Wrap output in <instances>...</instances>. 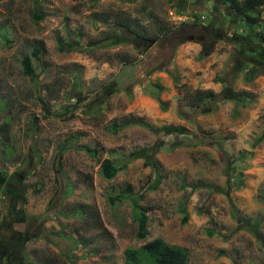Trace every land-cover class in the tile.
I'll return each mask as SVG.
<instances>
[{"label": "rangeland", "instance_id": "rangeland-1", "mask_svg": "<svg viewBox=\"0 0 264 264\" xmlns=\"http://www.w3.org/2000/svg\"><path fill=\"white\" fill-rule=\"evenodd\" d=\"M259 31L225 0H0V264H125L158 237L188 264H264Z\"/></svg>", "mask_w": 264, "mask_h": 264}, {"label": "trees", "instance_id": "trees-1", "mask_svg": "<svg viewBox=\"0 0 264 264\" xmlns=\"http://www.w3.org/2000/svg\"><path fill=\"white\" fill-rule=\"evenodd\" d=\"M226 3L230 6L231 9L235 10L238 14L241 21L245 22L247 25L254 27L259 26L260 24H264V0H225ZM34 16L36 20L43 19L45 17V13L42 9H36L34 12ZM197 19H200L199 16H196ZM116 24L120 27L125 28L127 31L131 33H135L139 35L140 38H144L145 40H151L152 38L137 32L133 26L128 23L126 20L120 19L116 21ZM259 34L264 38V33L259 31ZM118 37V33L112 32L110 34L105 35L99 42L108 41L111 39ZM157 39L154 38V40ZM59 48L61 51L71 50L75 48V43H66L61 37H58ZM214 42H212L208 47L204 48L201 52V57L208 56L212 53L214 49ZM42 51L40 47H36L33 49L30 55H26L23 57L22 64L24 68V73L29 76L33 80H37L40 76L39 64L38 66L34 65V62H40V55ZM173 74L179 75L177 71H174ZM180 77V76H178ZM177 82V81H176ZM178 84V82H177ZM182 86L184 88H188L186 83H183ZM212 92H208L206 97L208 99L213 98L214 94ZM158 95V93H157ZM161 101V100H160ZM140 124L148 125L142 120H139ZM149 126V125H148ZM91 150V148H87ZM145 158L147 159L148 165L154 167L156 173H159L160 166L158 162L155 160V155L148 153ZM121 166H117L110 159H105L102 162V173L107 178H113L118 171L121 169ZM161 176L158 174L156 180L149 185L150 189L156 188L160 183ZM27 190L26 187L23 189ZM131 187L128 186L125 190L122 191V195L127 198L131 193ZM264 199V194H263ZM114 200V198H111ZM181 211L184 213L183 222L186 223L188 221V215L185 214V208L182 207ZM149 209L145 208L139 213L138 222H139V232L138 235L140 238H145L148 235V222H149ZM4 255L0 256V258L4 259ZM125 264H188L190 259L189 250L181 245L172 244L165 241L163 238L158 237L151 241L146 242L141 248L137 249L134 247H127L125 249ZM1 260V259H0Z\"/></svg>", "mask_w": 264, "mask_h": 264}, {"label": "flooded vegetation", "instance_id": "flooded-vegetation-1", "mask_svg": "<svg viewBox=\"0 0 264 264\" xmlns=\"http://www.w3.org/2000/svg\"><path fill=\"white\" fill-rule=\"evenodd\" d=\"M228 8H230V6L228 5ZM230 10H231V8H230ZM232 11H234L233 9H232ZM236 18L238 19V20H240V18H239V16H238V14L236 13ZM263 26H264V24H263ZM264 33V32H263Z\"/></svg>", "mask_w": 264, "mask_h": 264}]
</instances>
